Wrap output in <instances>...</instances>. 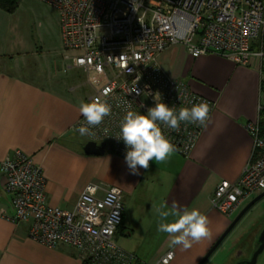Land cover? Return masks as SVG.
I'll return each mask as SVG.
<instances>
[{"label": "crops", "instance_id": "crops-1", "mask_svg": "<svg viewBox=\"0 0 264 264\" xmlns=\"http://www.w3.org/2000/svg\"><path fill=\"white\" fill-rule=\"evenodd\" d=\"M40 2L52 9L46 24L45 17L35 22L20 15V7L14 13L0 9V163L16 150L26 152L44 170L48 203L64 210H72L90 184L119 187L126 206L117 232L119 246L139 264H155L170 250L175 252L170 264H199L252 201L230 217L212 205L216 187L235 182L253 154L254 141L245 126L259 116L261 59L253 55L244 66L212 52L195 58L182 45L162 53L158 62L163 71L215 102L216 108L189 157L174 152L167 161H152L134 175L121 155L84 153V138L73 127L81 117V102L92 96L81 94L87 85L81 74L88 75L87 83L90 76L70 68L59 12ZM47 53L59 59L48 66L43 59ZM173 202L206 215L211 238L188 249L171 246L170 237L158 231L157 209L171 210ZM14 213L0 171V264H83L79 251L70 246L52 248L31 239L32 220L16 225L10 220ZM237 231L232 230L206 264H231L244 250L252 254V241L236 245Z\"/></svg>", "mask_w": 264, "mask_h": 264}, {"label": "built area", "instance_id": "built-area-1", "mask_svg": "<svg viewBox=\"0 0 264 264\" xmlns=\"http://www.w3.org/2000/svg\"><path fill=\"white\" fill-rule=\"evenodd\" d=\"M40 1L59 12L70 68L105 77L90 101L106 100L111 115L90 129L93 134L82 137L87 142H106L109 151L124 158V142L114 136L119 134L128 102L131 110L142 114L154 106L157 92L177 112L206 102L209 120L216 108L215 102L163 71L158 58L171 46L182 45L195 58L212 52L244 66L257 55L264 74V0ZM81 125L86 126L82 115L73 130ZM206 125L181 122L179 130L160 126L175 152L189 157ZM245 127L254 141L253 154L239 178L221 182L212 198L213 207L227 217L264 192V91L257 120ZM0 171L12 195L15 213L10 220L16 225L32 220L31 239L52 248L70 246L79 251L83 264H139L117 243L126 207L122 189L90 184L73 209L64 210L48 203L44 170L26 152L8 155ZM100 191L103 197L98 196ZM174 258L170 250L155 264H170Z\"/></svg>", "mask_w": 264, "mask_h": 264}, {"label": "clouds", "instance_id": "clouds-1", "mask_svg": "<svg viewBox=\"0 0 264 264\" xmlns=\"http://www.w3.org/2000/svg\"><path fill=\"white\" fill-rule=\"evenodd\" d=\"M155 104L147 109L146 114L131 110L132 104H126L125 115L119 128V134L114 136L122 140L127 149L125 162L131 174L138 175L139 169H148L151 161L163 163L170 159L175 152V146L164 135L160 125L172 130H179L181 122L205 126L209 120V106L206 102L181 107L178 112L161 100L159 92L154 94ZM79 112L86 126L75 129L81 136L90 135V129L101 125L105 117L111 115L112 108L106 100L99 98L90 102H81ZM107 131V130H106ZM157 209L160 217L158 231L170 237L171 246L188 249L194 242L211 238L208 217L198 209H181L173 202L171 210ZM169 217H175L169 220Z\"/></svg>", "mask_w": 264, "mask_h": 264}, {"label": "rangeland", "instance_id": "rangeland-1", "mask_svg": "<svg viewBox=\"0 0 264 264\" xmlns=\"http://www.w3.org/2000/svg\"><path fill=\"white\" fill-rule=\"evenodd\" d=\"M20 11L19 14L23 16H28L29 19H32L36 22L37 19H43L46 24L48 14L52 13V9L48 6L42 4L38 0H22L20 4ZM45 15V16H44ZM63 49L65 53L67 51L65 50L64 46ZM47 51V50H46ZM52 52V51H49ZM44 62L49 66L56 58L53 53H47L44 57ZM82 78L85 82V86H82L80 91L81 94L85 97H89L93 95L95 89L105 82V77L103 75H100L98 73L92 72L90 76V83H87L88 75L81 74ZM84 142L87 141L84 139ZM255 198V197H254ZM245 208V207H244ZM242 210L236 215L235 219L238 217V215L241 213ZM234 219V220H235ZM237 227V237L239 240L237 241L236 245L240 243L250 242V238H253L254 244H258V240L260 237V234L264 228V199L256 203L250 211L246 214L245 217H243L239 223L236 225ZM235 227V228H236ZM245 242V243H246ZM257 264H264V252L260 255Z\"/></svg>", "mask_w": 264, "mask_h": 264}, {"label": "water", "instance_id": "water-1", "mask_svg": "<svg viewBox=\"0 0 264 264\" xmlns=\"http://www.w3.org/2000/svg\"><path fill=\"white\" fill-rule=\"evenodd\" d=\"M110 150L108 144L106 142H103L101 144H98L96 142H86L83 146V151L87 155L91 156H103L106 153H108ZM264 199V192L257 197H255L244 209L243 211L238 215V217L231 223V225L228 227V229L225 231V233L222 235V237L215 243V245L212 247V249L209 251V253L204 257V259L199 264H206L208 259L211 257V255L216 251V249L221 245V243L226 239V237L232 232V230L236 227V225L239 223V221L250 211V209L259 201ZM258 248L254 251H252V254L248 252L247 250L243 251L244 254L241 253L237 256V258L233 259L231 264H257L258 259L260 255L264 252V229L260 234L259 240H258ZM257 246V245H256Z\"/></svg>", "mask_w": 264, "mask_h": 264}, {"label": "trees", "instance_id": "trees-1", "mask_svg": "<svg viewBox=\"0 0 264 264\" xmlns=\"http://www.w3.org/2000/svg\"><path fill=\"white\" fill-rule=\"evenodd\" d=\"M21 1L22 0H0V9L9 13H14L19 8Z\"/></svg>", "mask_w": 264, "mask_h": 264}, {"label": "flooded vegetation", "instance_id": "flooded-vegetation-1", "mask_svg": "<svg viewBox=\"0 0 264 264\" xmlns=\"http://www.w3.org/2000/svg\"><path fill=\"white\" fill-rule=\"evenodd\" d=\"M263 229H264V228H263ZM262 231H263V230H262ZM249 240H251V241H252V244H254L253 238H250ZM258 246H259L258 244H257V246L254 244V247H255V248H254L253 250L255 251V250L258 248Z\"/></svg>", "mask_w": 264, "mask_h": 264}]
</instances>
